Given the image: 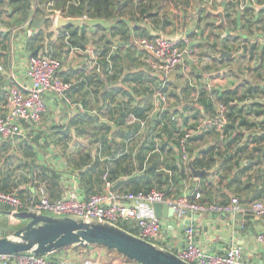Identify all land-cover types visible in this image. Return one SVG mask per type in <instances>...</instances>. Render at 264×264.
Masks as SVG:
<instances>
[{"label":"crops","instance_id":"crops-1","mask_svg":"<svg viewBox=\"0 0 264 264\" xmlns=\"http://www.w3.org/2000/svg\"><path fill=\"white\" fill-rule=\"evenodd\" d=\"M220 6L225 7L226 23L228 20L234 22L233 17L236 19L234 29L225 23L221 25L222 31L217 33L219 36L215 37L209 35V27L203 32L202 26H199L203 23L198 22L197 25L190 21V25L193 22L195 24L194 35L190 34L192 39L189 40V46L183 42L189 52L184 56L182 66L173 73L178 86L175 91L181 99L174 104L184 107L188 100L194 101L193 96L200 89H206V95L200 103L194 101L193 111L187 109L180 116V126L185 124V120L188 126L215 113L214 104L213 109L210 105V91L215 88H219L221 93L226 89L238 88L242 92L248 88L264 87V4H251L246 10V19H243L241 12L233 10L232 4L227 3L209 8L204 16L212 19L210 16L215 15L213 11ZM35 8L36 0H0V65L3 66L0 70V103L4 101L10 86L11 68L23 82H27L25 72L28 59L37 52L52 54L63 61L60 76L65 81L72 82L68 93L72 104L61 100L52 92L45 93L47 107L39 126L23 121L21 134L6 139L0 150V190L18 191L24 195L34 193L39 186L45 184L52 197L62 196L73 190L84 197L87 189L90 193L105 190L103 174L108 170L111 172L109 179L113 190L121 197L133 190L135 182H138L136 187L148 184L159 189L162 187L167 191L169 199L179 196L178 174L175 165L170 164L176 161L178 165V148L175 144L163 142L165 148L160 153L162 163L157 169L163 172L162 178L157 173L161 180L153 175L149 180L141 179L144 173L139 169L136 154L141 149L142 141L139 140L145 131L141 134L136 132L131 139H127L131 134L127 135L129 130L120 121L127 110L132 113L141 108L147 125L154 124L149 122L148 117L158 107L154 99L156 85L153 78L159 75L147 67V52L140 48L138 40L164 31L169 33L166 36L170 38L178 39L182 34L178 30H183L188 35L186 30L180 28L182 24L185 25L183 16H180V22L176 20L171 26L166 22L164 26L161 19L149 18L157 14L141 15L138 10L126 6L124 13L113 22L103 19V23L86 28L80 26L77 36L69 41L65 36L68 32L56 29L54 17L50 15L52 21L47 28L49 35L44 36L45 41L38 48L39 43L30 39L38 33V29L45 28L46 24L44 22L40 28L34 27L33 21L42 17L35 16ZM215 16V20H220L218 15ZM215 20L212 19V22ZM245 20L254 27L250 30L248 26L249 33L239 34L240 25L245 23L246 26ZM257 26L259 30L256 29ZM125 32L127 37L123 36ZM114 45L117 51V77L110 78L105 71L97 72L90 50L105 60ZM223 51L232 56L223 57ZM243 53L251 62L239 69L237 57ZM186 76L187 81H183ZM185 88L187 90L184 92ZM249 97L250 93H247L244 99L232 101V104L240 105V108H231L232 121L234 115L243 111L244 115L248 110L247 103L251 101ZM173 102L174 98L170 100V103ZM148 107H153L150 112L145 110ZM258 111L262 113L247 115L255 126L239 130L231 127L225 130L224 137L214 126L207 127L201 133L204 139L193 147V154L205 153V159L212 156L215 162L207 168L212 170L211 175L193 178L190 189L201 190L202 201L206 203H223L231 195H236L241 200L242 210L238 214L226 215L224 212H202L199 218L190 219V223L194 224L196 221L194 240L208 252L225 253L233 246H240L245 260L264 264V246L256 240L258 232L264 230V215L256 216L251 211V204L255 200H264V105L258 107L256 112ZM194 112L197 117L193 115ZM124 119L129 120V117ZM86 123L90 125L85 127ZM165 136L167 135H164V140ZM152 137L155 138L156 135L153 134ZM158 150L159 146L155 151ZM126 153L133 155L132 160L121 161V156ZM229 158H233V162ZM119 163L123 165L117 170ZM127 168L128 171H125ZM172 175L175 182L171 180ZM3 208L4 204H0V237L7 234L8 227L23 223L11 210L6 213ZM152 213L148 212L150 215ZM160 218L163 228L157 237L159 242H156L179 249L186 238L182 222L184 219L177 220L175 216ZM125 223L126 227L136 232L135 222ZM88 254H102V258L90 259ZM49 256L53 259H70L77 264L88 260L98 264H138L95 245L86 251L68 247L50 253Z\"/></svg>","mask_w":264,"mask_h":264},{"label":"built area","instance_id":"built-area-1","mask_svg":"<svg viewBox=\"0 0 264 264\" xmlns=\"http://www.w3.org/2000/svg\"><path fill=\"white\" fill-rule=\"evenodd\" d=\"M205 6H218L223 3L238 9V13L245 11L251 4H264V0H206ZM55 10V13H58ZM54 17V15H52ZM56 16V14H55ZM55 18V17H54ZM68 34V33H66ZM189 46V39L182 40ZM179 39L170 38L163 34H155L152 37H143L138 40V45L146 55L147 67L155 71L162 83L154 94L157 105L165 107L169 97L164 88L167 87L177 66L184 60L189 49L181 44ZM114 50V47H113ZM93 65L97 72H101L103 61L93 50H90ZM109 63V72H112V62L109 55L106 58ZM63 61L52 54H32L27 63L25 72L27 82H23L11 68L9 71L10 86L5 99L0 103V150L3 143L11 136L21 134L23 121L33 126H39L46 110L47 103L44 94L52 92L61 100L72 104L69 100V91L72 82L65 81L60 76ZM3 66L0 65V70ZM73 107V105H72ZM215 113L206 116L199 122H192L184 129V135L180 139L182 161L186 164L190 159L188 139L201 134L207 127L214 126L215 130L224 137L225 126L229 122V106L222 101L216 103ZM138 122L141 134L146 126V120L138 119L131 114L128 124ZM109 171L103 174L105 190L89 193L81 197L76 190L64 193L59 197H52L45 186H39L34 193L21 195L18 191L0 190V204L9 205L11 213L30 211L50 215H77L87 218H99L120 225L119 221H133L137 227L135 232L144 239L156 242L162 228L163 221L154 215L153 204L155 202H168L175 208L177 220L183 219L189 211L193 212H220L238 214L242 210V203L238 196L231 195L226 202L201 201V190L190 189L191 180L195 178L190 170H187L180 181L182 189L180 195L169 199L167 191L159 188L150 190L130 191L121 197L113 190V184L109 179ZM149 211L153 213L148 214ZM251 211L256 216L264 215V200H255L251 204ZM145 212V213H144ZM192 228L186 230V247L178 251V255L184 260L194 264H257L243 258V250L240 246H233L225 253L208 252L194 240ZM256 240L264 246V230L258 232ZM0 264H77L70 259H53L49 255H37L30 252L15 254H0ZM81 264H98L88 260Z\"/></svg>","mask_w":264,"mask_h":264},{"label":"trees","instance_id":"trees-1","mask_svg":"<svg viewBox=\"0 0 264 264\" xmlns=\"http://www.w3.org/2000/svg\"><path fill=\"white\" fill-rule=\"evenodd\" d=\"M128 6V7H135L137 9V5L134 4V0H36V8H35V16H44V15H52V13L54 12L55 14V10H61L62 12H64V14L66 16H73V17H83V16H88L90 18H101V19H106L108 21H112L114 19H117L121 14L124 13V8ZM138 7L140 8V4L138 5ZM141 14L148 12L149 10V5H143L141 6ZM235 10L238 11V9L236 8V6L234 5ZM49 8V10H47ZM249 8V7H248ZM246 8L245 11L241 12L243 19L246 17V10L248 9ZM210 13V12H209ZM211 14V13H210ZM227 16V13H226ZM51 18L48 17L45 20V28H40L38 29V33L33 35L32 38L30 40H36L37 43H39L38 48H40L43 44V42L45 41V37L46 35H49L47 33V28H48V24H51ZM218 26V25H216ZM84 28H86V26H83ZM99 27H101L99 25ZM78 29L79 27H74L71 25L65 26L62 28L63 32H68L69 34L65 33V36L70 40H72L75 36H77L78 34ZM124 37H127V32H125L123 34ZM105 43V42H104ZM181 44L183 45V42H181ZM116 49V46H113ZM113 47L111 49V51H109L107 54L109 55V58L112 62V72H109V68L108 65L109 63L107 62L106 58L103 61V66H102V70L101 72L104 73V71L108 74L106 76H109L110 78H116V68L118 65L117 62V51H115V49L113 50ZM34 54H38L37 52ZM120 70V69H119ZM154 81H155V85H156V89L155 92L158 88H160L161 83H162V79L160 78V76H154ZM72 88V87H71ZM171 88H173L174 90H171ZM164 90L167 92L168 97H169V101L168 103H170V100L172 98H174V102L173 104L170 103V105L166 108H163L162 106H159L157 108H155V110H152V114L148 117L149 122L154 123L153 125H147V121H146V126H147V131L144 133V135L142 134V136L140 137V142L142 141L141 145V149L137 152L136 154V159L139 162V169L142 171L143 176L141 177V179H147L149 180L151 178V176H157L158 175L162 178L163 177V172L162 171H157V169H159V165L162 163V161L160 160V153H161V149L163 151V149L165 148V144H169V143H173L175 144V147L178 148V165L175 162H171L170 164H174L175 165V171L178 174V178H177V183L179 185L180 191L182 189V185H180V181L182 179V177H184L185 173L187 170H189L188 168V163H184L182 161V153L180 150V139L182 138V136L184 135V129L187 127L186 126V120L183 122L185 123L183 126L179 125V118L180 116H183V114L185 113V111L187 109L190 110H194L195 107V102L200 103L201 99L204 95H206L205 90L202 89L200 91L201 96L197 99V100H188L186 103V105L184 107L179 105L174 104L175 101L180 102V95L175 91L178 90V86L175 84V81L173 80H169L168 81V85L166 88H164ZM187 89H184V92ZM219 93V92H218ZM247 93H250V97L248 99H250L251 101H249V103H247V107L248 110L245 112V114L243 115L242 112L241 114H237L234 115V120L232 121V117L231 116V108L235 109V108H240L239 104H232V101H234L235 99H244V97L247 95ZM155 94V93H154ZM183 96V95H182ZM155 99V97H154ZM258 99V100H257ZM219 101L224 102L225 104H227L229 106V112H228V118H229V122L228 124L225 126V130L227 131L229 128H236V129H241V128H245V127H251V126H255V124L253 123L254 121L249 120L247 115H252V114H260L262 113V111H258L256 112V109L258 107H262L264 105V87H260V88H255V89H251L248 88L245 91L239 92L238 88L235 89H226L224 91H222L221 93H219ZM156 101V100H155ZM211 101V99H210ZM213 102H210L211 108L213 109ZM215 105V104H214ZM153 107H148L145 110H147L148 112H150V110ZM158 110V114L155 118H153L154 112ZM180 112V115H179ZM252 112V113H251ZM131 114H133L134 116H136L138 119L141 120H145L143 119L144 117V111L141 108H137L134 112H130V110H127L126 112H124V114H122L123 116V120L120 121V123H122L123 125H125L129 132L127 133L128 136L127 139H131V137L133 135H136V132L139 131L140 129V124L138 122H135L133 124H128V119H124V118H128ZM193 115L195 117H197V113L194 112ZM213 115V114H212ZM212 115H207V116H212ZM205 118V117H204ZM202 117V119H204ZM202 119L195 121V122H199ZM88 122H90V118H88ZM90 123H86L85 127L89 126ZM144 131V129H143ZM155 134L156 137L153 138L152 135ZM164 135L165 139L164 140ZM237 137H235L236 139ZM203 135L198 134L195 135L191 138L188 139V149H189V153H190V159L194 158V166L196 168H209L211 167V165L215 162L214 158H208L205 159L206 154L202 153V154H193V150H194V146L195 144L201 142L203 140ZM164 142V143H163ZM191 147H190V145ZM159 146L158 151H155L157 149V147ZM133 157L132 154H123L121 156V161H124L126 159H130ZM210 157V156H209ZM189 159V160H190ZM230 160V158L228 159ZM230 162H233V158L230 160ZM229 162V163H230ZM123 164H118L117 166V170H119V166H121ZM171 169H174L173 167H171ZM116 170V171H117ZM125 171H128V168L125 169ZM111 173V172H110ZM158 173V175H157ZM55 177H57L56 174H54ZM165 176V175H164ZM169 175H167L168 177ZM158 177V178H160ZM205 177V176H202ZM43 178V174L42 177ZM112 178V176H111ZM158 179V180H161ZM166 178V177H165ZM164 178V179H165ZM170 178V176H169ZM111 180V179H110ZM172 182L174 180V177L172 175L171 177ZM136 181V180H134ZM138 182H135V186L133 188V190L131 191H138V190H150L154 185H147V186H143V185H139L136 187V184ZM42 186H45V184H42ZM209 186H207L208 188ZM47 188V187H46ZM154 188V187H153ZM156 188V187H155ZM162 187H160L161 189ZM5 191V190H2ZM10 191V190H7ZM87 194L90 193V191L87 189L86 190ZM130 192V191H128ZM20 193V192H19ZM22 194V193H21ZM59 197V196H58ZM202 201V199H201ZM204 202V201H203ZM3 210L8 213L10 212L11 208L9 205H4ZM4 223V221L2 222V224ZM8 222H5V224H7ZM122 227H124L127 230H130L131 232H134V230L129 229L128 227H126L123 224H120ZM22 225H17V227H21ZM17 227L15 226H11L8 227V232L10 229H16ZM6 233L4 235H7ZM157 243V242H156ZM159 244V243H158ZM163 245V244H161ZM165 246V245H163ZM80 251H86L85 248L80 247L79 248ZM111 253H113V255H118V256H122L121 254H119L118 252H116L115 250H109Z\"/></svg>","mask_w":264,"mask_h":264},{"label":"water","instance_id":"water-1","mask_svg":"<svg viewBox=\"0 0 264 264\" xmlns=\"http://www.w3.org/2000/svg\"><path fill=\"white\" fill-rule=\"evenodd\" d=\"M220 20L218 25L226 23L225 7L220 6L213 11ZM49 15L38 17L33 21L36 28H40ZM101 18L88 16L73 17L56 14L54 27L62 29L71 25L75 27L93 26L103 23ZM222 56H232L223 51ZM170 80L175 81L172 75ZM158 114L155 111L153 118ZM189 170L196 178L203 175L210 176L212 170L196 168L194 158L188 161ZM154 215L157 217H174L175 208L168 202H155L153 204ZM202 212L189 211L182 221L187 230H195L196 221L190 223V219L199 218ZM227 213H224L226 215ZM15 217L26 221L24 225L8 235L0 237V254H15L30 252L37 255H49L58 250L73 247L90 249L92 245L101 246L107 250H115L123 257L133 260L138 264H194L181 258L177 253L186 247L187 239H183L179 249H173L172 245L163 246L147 240L138 234L125 229L121 225L99 218H87L77 215L57 216L30 211H19L13 214Z\"/></svg>","mask_w":264,"mask_h":264},{"label":"rangeland","instance_id":"rangeland-1","mask_svg":"<svg viewBox=\"0 0 264 264\" xmlns=\"http://www.w3.org/2000/svg\"><path fill=\"white\" fill-rule=\"evenodd\" d=\"M206 2H207L206 0H134V4L137 5V9L135 7H133L132 9L138 10V12L141 14V8H142L141 6L149 5L148 12H145L141 15H145L146 13H148V14L155 13V14H157L156 16L149 17V18L151 20L155 19V18L161 19L164 26L166 25V22H167L168 26H171L172 23L176 20L178 22H180V16H183L185 25L182 24L180 26V28H183L184 30H186L188 32V35H187V33L185 35V32L183 30H178L179 33H182L180 36H178L179 37L178 39L180 41H182L185 38H187L189 40L192 39L190 34L194 35V31H193L194 30L193 25H195L194 22H196L197 25H199V23H203L202 25H199V26H202L203 32L205 31L204 29L209 27V32H208L209 35L218 37L219 35H217V33L222 31L223 28L221 27V25L215 26V23H217V21L219 20V19L215 20V18H216L215 15L210 16V18L215 20L214 22H212V19H207L206 15L204 16L205 12H207V10L209 8L215 7V6H208V7L205 6ZM139 4H140V8L138 7ZM47 10H49V8ZM58 11L59 12L55 13V14L65 15L64 12H62L61 10H58ZM182 12H183V15H182ZM55 14H54V12L52 13V15H54V17H55ZM230 17H233V16L230 15ZM233 19H234V22L228 20V23H226V26L229 25V27L232 29H234L235 25H237L236 19L234 17H233ZM244 19H246V17ZM190 21H194L192 23V25H190ZM245 21H246V26H245V23H242V25H240V27L238 28L239 34L249 33L248 32L249 31L248 26H250V30L253 29V27H254L252 24H249L248 20H245ZM256 29L259 30V26H257ZM159 34L169 35V33L165 32V31L162 33H159ZM237 59H238L237 64L239 65V67H238L239 69L242 68L243 66H246V64H248V63L250 64V62H251L250 60H248L249 58L244 56V53L239 54ZM181 66H182V64L180 63L177 66L176 70L179 69ZM187 79H188V76L184 77L183 81H187ZM186 83H188V82H186ZM200 91H201V89L199 90V92L196 95L193 96L194 97L193 100H197L201 96ZM219 91H220L219 88H215V90L210 91L211 102H213L215 104L214 109L216 108V103L219 101L218 100L219 99V93H218ZM167 104H166V106H167ZM144 131L145 132L147 131V126H145ZM25 223H26V221H23V223L21 225H24ZM119 223L126 225V223L122 222V221H119ZM15 227H17V226H15ZM18 228L19 227H17L16 229H18ZM7 229H9V228H7ZM16 229H14V230L10 229L9 234L11 232L15 231ZM155 241L159 242L157 239ZM92 246H94V245H92ZM99 254L96 256H92V255L88 254L87 257L90 259L98 260V259L102 258V254L101 255H99Z\"/></svg>","mask_w":264,"mask_h":264},{"label":"bare ground","instance_id":"bare-ground-1","mask_svg":"<svg viewBox=\"0 0 264 264\" xmlns=\"http://www.w3.org/2000/svg\"><path fill=\"white\" fill-rule=\"evenodd\" d=\"M188 168H189V166H188ZM127 193V192H126ZM61 216H65V215H61Z\"/></svg>","mask_w":264,"mask_h":264}]
</instances>
